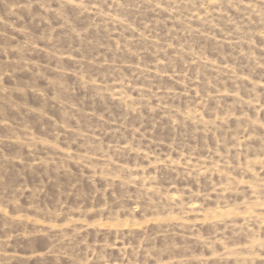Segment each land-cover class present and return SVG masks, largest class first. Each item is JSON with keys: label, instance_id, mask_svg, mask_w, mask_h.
<instances>
[{"label": "rangeland", "instance_id": "374dc122", "mask_svg": "<svg viewBox=\"0 0 264 264\" xmlns=\"http://www.w3.org/2000/svg\"><path fill=\"white\" fill-rule=\"evenodd\" d=\"M0 264H264V0H0Z\"/></svg>", "mask_w": 264, "mask_h": 264}]
</instances>
